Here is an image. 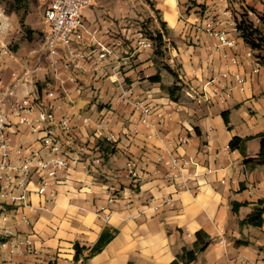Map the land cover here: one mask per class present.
Returning a JSON list of instances; mask_svg holds the SVG:
<instances>
[{
	"label": "crops",
	"instance_id": "obj_1",
	"mask_svg": "<svg viewBox=\"0 0 264 264\" xmlns=\"http://www.w3.org/2000/svg\"><path fill=\"white\" fill-rule=\"evenodd\" d=\"M263 1L92 0L83 12L89 34L81 47H91L93 35L107 43L121 41L116 56L96 66L68 57L64 49L55 57L45 51L48 0H29L26 28L12 10V0H0L10 23L9 32L0 37L3 82L12 85L19 79L18 97L42 98L59 119L69 117L73 124L90 120L89 126L69 133L52 127L71 156L81 155V162L59 175L55 204L41 209L44 198L32 192L30 200L37 209L21 211L29 216V223L13 212L1 223L8 231L2 241L16 243L18 248L11 252V244L0 246V264H171L195 250L199 232L209 245L196 253L195 260L181 264H264V213L261 227L244 223L257 208L264 209V162L258 160L264 134V71L253 74L256 63L250 60H243L244 68L234 65L223 55L228 52L230 57L231 51L220 48L217 36L206 31L212 21L215 31L234 38L237 29L231 4L260 9ZM158 34L165 58L154 55L153 39ZM141 35L152 42V49L138 48ZM164 63L173 73L163 68ZM238 71L247 77L245 89L234 88L225 101L194 103L186 97L185 87L178 100L169 95L172 86L187 82L198 87ZM157 75L161 81H151ZM51 91L54 97L47 95ZM80 97L92 98L93 117L76 104ZM142 104L153 108L149 126L139 125ZM224 113H228V124ZM105 116L111 121L104 137L115 136V152L94 165L97 145L105 140L97 139L96 132ZM37 117V112L31 115ZM11 121L15 147H40L37 140L44 134H32L28 126L18 130L15 116ZM44 126L39 124L41 129ZM136 126L139 134L129 133ZM182 136L189 137V143L176 145ZM234 137L250 139L231 149ZM172 152L191 160L187 168L191 191L176 193L165 178L169 166L160 164L158 157ZM128 157L148 172L138 190L127 171ZM248 159L254 162L246 164ZM114 192L118 198L110 202ZM169 196L171 202L158 210L149 205L153 197L160 204ZM105 230L115 232L114 239L92 255L91 248ZM27 239L38 255L20 253L27 248ZM77 243L87 248L79 262L75 260Z\"/></svg>",
	"mask_w": 264,
	"mask_h": 264
},
{
	"label": "built area",
	"instance_id": "obj_2",
	"mask_svg": "<svg viewBox=\"0 0 264 264\" xmlns=\"http://www.w3.org/2000/svg\"><path fill=\"white\" fill-rule=\"evenodd\" d=\"M90 6H92V0H48L45 6L44 19L50 27V32L45 34L44 45L49 56L55 57L60 54L61 49H64L68 52V57L87 61L96 66L103 65L116 56V45L121 42L118 38L112 43H107L98 40L93 35V45L87 49L81 47H84L85 35L89 34L84 24L82 10ZM9 30L10 23L4 10L0 9V37L8 33ZM206 31L217 36L220 48L231 51L232 55L230 57L228 52H224L223 55L225 58H230L234 65L244 68L245 62L243 60H250L256 63V66L252 69L253 74L264 71V67L255 58L253 49L245 43L243 38H230L224 32L215 31V25L212 21L207 23ZM137 46L139 49L144 50L153 48L152 42L143 35L137 40ZM240 49H243V54L239 53ZM221 77L222 79L218 77L209 79L198 87L188 84L181 77V80L186 82L184 85L186 97L197 104H206L215 98L219 101H225L234 88L238 87L244 90L247 84V77L240 71L233 74L227 73ZM228 78L232 80L230 84L227 82ZM20 83L21 81L17 79L12 85H6L0 74V225L9 219L11 212L21 213V219L29 223V216L21 211L29 212L37 209L30 200L32 192L44 198L45 202L44 205H41V209H47L48 206L55 204L58 197L55 184L59 181V175L68 172L81 162V155L71 156L63 139L52 132V127H56L64 133H69L73 129L79 128V126L87 127L90 125V120L86 118L83 119V122L79 121L77 124H73V119L69 117L59 119L53 108L45 104L42 98L18 97L17 88ZM47 95L54 97L55 93L51 91ZM140 108L139 125L149 126L150 118L154 113L153 108L146 104H142ZM34 112L38 113L36 120L31 118ZM12 116L18 119L16 123L18 130L23 126H28L32 134H44L37 140L40 145L39 148L26 149L23 146H14ZM110 121L111 117L107 116L101 120L99 123L101 129L96 132V138H105L103 141L113 144L115 141L114 135L110 134L104 137V128L109 125ZM39 124L45 126L41 129ZM130 132L138 135L139 127L136 126ZM147 137L152 138V135H147ZM189 141V137L182 136L178 137L175 143L176 145H184ZM96 151L98 157L94 158L93 164L101 165L105 157L104 152L98 145ZM128 158L127 171L132 179L133 187L138 190L148 176V172L145 167L139 166L133 158ZM158 160L160 164L169 166L165 178L173 184L176 193L191 191L189 185L191 177L187 173L191 160L179 157L174 152L167 155L160 153ZM84 171L88 173L89 167L87 165H84ZM117 198L118 193L114 192L111 195L110 202ZM155 202H157V198L149 199V205H153L152 208L158 210L161 206L171 202V196L163 199L160 204ZM7 234L8 231L0 226V246L5 248L11 244V252H14L13 249L17 247L16 243L2 241L7 237ZM25 243L27 248L20 251L21 254H39L31 239H27ZM220 243L224 244L225 242L222 239Z\"/></svg>",
	"mask_w": 264,
	"mask_h": 264
},
{
	"label": "trees",
	"instance_id": "obj_3",
	"mask_svg": "<svg viewBox=\"0 0 264 264\" xmlns=\"http://www.w3.org/2000/svg\"><path fill=\"white\" fill-rule=\"evenodd\" d=\"M6 1V0H3ZM29 0H12V4H11V8L13 11H15L16 13H18L21 17V24L24 28L25 27V18L26 15L29 12V7L28 4ZM155 41V47H157V51L156 54L159 55L160 53H162L160 50L162 49V43H163V39H162V35L158 34L154 39ZM169 72L173 73V70L168 67L165 66ZM151 81L153 82H160L161 78L159 75L152 77ZM182 87L179 85H175L172 86L170 88H168L169 91V95L171 97V99L173 100H178L181 92H182ZM228 113H224V117H225V122L228 124L229 123V118H228ZM262 138V142H261V152L259 155V161L264 162V134H262L260 136ZM250 138H240V137H234L230 143V147L231 149H236V148H240L246 141H248ZM98 146H100V149L104 152V156L107 157L109 152L111 151V153L115 152V148L114 145L105 141H100V143H98ZM112 147V148H111ZM250 162H254L253 159H248L245 161V163H250ZM264 213V209H259L257 208L249 217L247 220H245L244 223H249L252 225H255L257 227H261L263 224V218L262 215ZM115 237V232H111L109 230H105L102 235L100 236L98 242L94 245L93 248H91V254L95 255L100 253ZM197 237L198 240L195 243V250L193 251H186L185 252V256H181L178 257L176 260H174L171 264H181L182 262H191L193 260H195L196 258V253H198L199 251L204 250L208 245L209 242L204 240V235L203 233L199 232L197 233ZM239 244H243L242 241L238 242ZM75 250H76V262L80 261L81 256H83V253L85 250H87L86 247L81 248L80 245L77 243L75 245ZM128 264H135V263H128Z\"/></svg>",
	"mask_w": 264,
	"mask_h": 264
},
{
	"label": "rangeland",
	"instance_id": "obj_4",
	"mask_svg": "<svg viewBox=\"0 0 264 264\" xmlns=\"http://www.w3.org/2000/svg\"><path fill=\"white\" fill-rule=\"evenodd\" d=\"M230 9L233 10L231 18L232 20L236 21L235 28L237 29V31H235L234 38H243L245 43L253 49L255 58L258 59L262 65H264V7L260 9H257L252 6L238 8L231 4ZM84 10L85 8L82 10V13L84 12ZM48 32H50V27L47 28V33ZM153 49L155 53L154 55H157V47H154ZM160 51L162 53L157 55L158 58H165L164 51L162 49ZM165 66L168 65L165 64ZM165 66L163 68L169 72V70ZM180 86L183 89L185 87L184 85ZM179 97H181V94ZM75 101L78 107L81 108L84 112H86L90 117H93L95 115V113L91 114V112L89 111V107H91L93 104L92 98L80 97L76 98ZM65 104L67 110L69 111L70 100L67 99L65 101ZM109 153H111V151Z\"/></svg>",
	"mask_w": 264,
	"mask_h": 264
}]
</instances>
